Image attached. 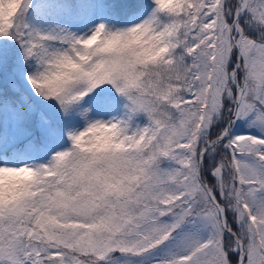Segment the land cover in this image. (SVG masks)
<instances>
[{
  "label": "snow or ice",
  "instance_id": "obj_1",
  "mask_svg": "<svg viewBox=\"0 0 264 264\" xmlns=\"http://www.w3.org/2000/svg\"><path fill=\"white\" fill-rule=\"evenodd\" d=\"M0 264H264V0H0Z\"/></svg>",
  "mask_w": 264,
  "mask_h": 264
}]
</instances>
